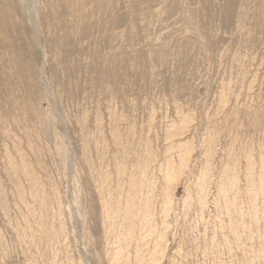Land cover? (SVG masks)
I'll return each mask as SVG.
<instances>
[{
	"label": "rangeland",
	"instance_id": "rangeland-1",
	"mask_svg": "<svg viewBox=\"0 0 264 264\" xmlns=\"http://www.w3.org/2000/svg\"><path fill=\"white\" fill-rule=\"evenodd\" d=\"M75 1L0 0V264H264V0Z\"/></svg>",
	"mask_w": 264,
	"mask_h": 264
},
{
	"label": "bare ground",
	"instance_id": "bare-ground-1",
	"mask_svg": "<svg viewBox=\"0 0 264 264\" xmlns=\"http://www.w3.org/2000/svg\"><path fill=\"white\" fill-rule=\"evenodd\" d=\"M67 1V0H66ZM75 1V0H74ZM78 1V0H77ZM84 1V0H83ZM82 1V2H83ZM76 2V1H75ZM43 3V2H42ZM77 3V2H76ZM80 3V2H79ZM45 4V3H44ZM70 4V3H69ZM83 4V3H82ZM49 5V4H48ZM77 5V4H76ZM76 5H74V6H76ZM79 5V4H78ZM73 6V7H74ZM29 7V6H28ZM79 7V6H78ZM82 7V6H81ZM83 8V7H82ZM72 10V9H71ZM25 11V10H24ZM68 11V10H67ZM70 11V10H69ZM69 11H68V13H69ZM27 12V11H26ZM66 12V11H65ZM47 14V13H46ZM28 15H29V13H28ZM33 15V14H32ZM31 17V16H30ZM35 17V16H34ZM29 19V18H28ZM30 21V23H32V21L31 20H29ZM64 24V23H63ZM29 178V177H28ZM41 190H43V189H41ZM53 212V211H52Z\"/></svg>",
	"mask_w": 264,
	"mask_h": 264
}]
</instances>
